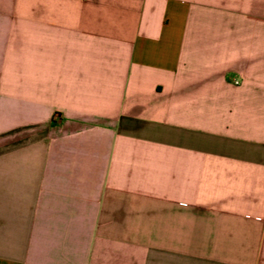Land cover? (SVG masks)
I'll use <instances>...</instances> for the list:
<instances>
[{
	"label": "crops",
	"instance_id": "1",
	"mask_svg": "<svg viewBox=\"0 0 264 264\" xmlns=\"http://www.w3.org/2000/svg\"><path fill=\"white\" fill-rule=\"evenodd\" d=\"M0 264H264V0H0Z\"/></svg>",
	"mask_w": 264,
	"mask_h": 264
}]
</instances>
